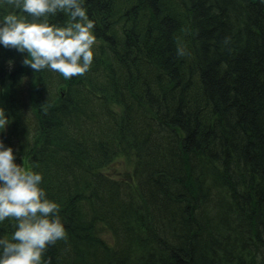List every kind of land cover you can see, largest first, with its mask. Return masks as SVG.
Masks as SVG:
<instances>
[{"label":"trees","instance_id":"16d2710c","mask_svg":"<svg viewBox=\"0 0 264 264\" xmlns=\"http://www.w3.org/2000/svg\"><path fill=\"white\" fill-rule=\"evenodd\" d=\"M85 6L83 75L0 45V139L42 172L67 232L47 264H264V0Z\"/></svg>","mask_w":264,"mask_h":264},{"label":"clouds","instance_id":"9594fccd","mask_svg":"<svg viewBox=\"0 0 264 264\" xmlns=\"http://www.w3.org/2000/svg\"><path fill=\"white\" fill-rule=\"evenodd\" d=\"M86 0H0V45L26 53L22 63L34 72L50 69L65 79L86 73L94 59L96 22ZM63 14V23L53 17ZM177 54L186 55L181 43ZM0 107V131L10 122ZM43 174L16 162L11 145L0 139V223H12L0 235V264H47L50 245L67 237L61 205L42 186Z\"/></svg>","mask_w":264,"mask_h":264},{"label":"rangeland","instance_id":"374dc122","mask_svg":"<svg viewBox=\"0 0 264 264\" xmlns=\"http://www.w3.org/2000/svg\"><path fill=\"white\" fill-rule=\"evenodd\" d=\"M4 76L5 77L0 80V87H1L2 93H7L8 89H9V85H10V80L8 79L7 74H5ZM15 155H16V162L17 163H23L25 165V158L20 157L17 153H15ZM112 166L115 168L114 171H117L120 173H125L129 169L130 164L127 162V156L122 155V156H119L118 158H116V160Z\"/></svg>","mask_w":264,"mask_h":264}]
</instances>
